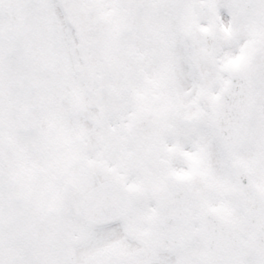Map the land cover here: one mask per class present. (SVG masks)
Wrapping results in <instances>:
<instances>
[{
  "label": "snow or ice",
  "instance_id": "6c2138e0",
  "mask_svg": "<svg viewBox=\"0 0 264 264\" xmlns=\"http://www.w3.org/2000/svg\"><path fill=\"white\" fill-rule=\"evenodd\" d=\"M0 264H264V0H0Z\"/></svg>",
  "mask_w": 264,
  "mask_h": 264
}]
</instances>
